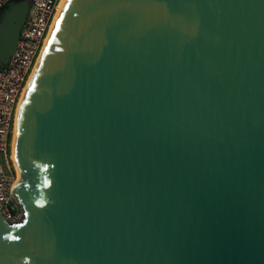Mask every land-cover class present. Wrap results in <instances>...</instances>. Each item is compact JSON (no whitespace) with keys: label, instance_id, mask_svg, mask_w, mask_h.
<instances>
[{"label":"water","instance_id":"obj_1","mask_svg":"<svg viewBox=\"0 0 264 264\" xmlns=\"http://www.w3.org/2000/svg\"><path fill=\"white\" fill-rule=\"evenodd\" d=\"M17 156L0 264H264V0H65Z\"/></svg>","mask_w":264,"mask_h":264},{"label":"built area","instance_id":"obj_2","mask_svg":"<svg viewBox=\"0 0 264 264\" xmlns=\"http://www.w3.org/2000/svg\"><path fill=\"white\" fill-rule=\"evenodd\" d=\"M0 0V13L10 2ZM27 14L12 55L0 65V212L8 224L22 222L24 213L12 190L16 172L11 158L16 107L56 13L60 0H26Z\"/></svg>","mask_w":264,"mask_h":264},{"label":"bare ground","instance_id":"obj_3","mask_svg":"<svg viewBox=\"0 0 264 264\" xmlns=\"http://www.w3.org/2000/svg\"><path fill=\"white\" fill-rule=\"evenodd\" d=\"M65 0H60L58 6H57V9H56V13L54 15V18L52 20V23H51V26H50V29H49V33L47 35V37L45 38L44 40V43H43V47L40 51V54L35 62V65L31 71V74L26 82V85L22 91V94L20 96V99L18 101V104H17V107H16V112H15V117H14V124H13V130H12V141H11V158H12V161H13V167L15 169V172H16V181H15V187L17 186V184L19 183V180H20V167H19V161H18V156H17V138H18V126H19V120H20V114H21V110H22V106H23V103H24V100H25V96L27 94V91H28V88L31 84V81L33 79V76L35 74V71L37 69V66L41 60V57L44 53V50H45V47L48 43V40L50 38V35H51V32L55 26V23L57 21V18L59 16V13L61 11V8L64 4Z\"/></svg>","mask_w":264,"mask_h":264},{"label":"snow or ice","instance_id":"obj_4","mask_svg":"<svg viewBox=\"0 0 264 264\" xmlns=\"http://www.w3.org/2000/svg\"><path fill=\"white\" fill-rule=\"evenodd\" d=\"M62 19V17H61ZM57 30L59 29V21L57 22V26H56Z\"/></svg>","mask_w":264,"mask_h":264}]
</instances>
